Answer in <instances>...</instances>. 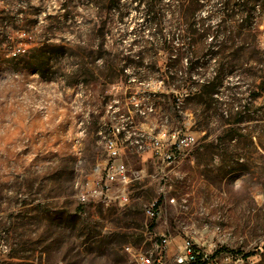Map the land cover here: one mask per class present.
<instances>
[{
  "label": "rangeland",
  "instance_id": "374dc122",
  "mask_svg": "<svg viewBox=\"0 0 264 264\" xmlns=\"http://www.w3.org/2000/svg\"><path fill=\"white\" fill-rule=\"evenodd\" d=\"M202 1L192 14L214 25ZM148 6L0 0V264H137L124 247L154 252L162 234L170 253L190 240L264 264V9L233 8L232 25L246 17L250 27L245 41L210 36L194 43L196 56L186 42H164L177 3ZM189 61L207 68L187 73ZM218 61L241 73L220 70L209 105L187 96L194 83L176 89L169 77L178 63L179 79L211 78ZM244 103L252 119L219 134ZM111 160L125 177L95 193Z\"/></svg>",
  "mask_w": 264,
  "mask_h": 264
},
{
  "label": "trees",
  "instance_id": "16d2710c",
  "mask_svg": "<svg viewBox=\"0 0 264 264\" xmlns=\"http://www.w3.org/2000/svg\"><path fill=\"white\" fill-rule=\"evenodd\" d=\"M107 1V0H106ZM158 0H142L143 4H147V8L151 9V7L148 6V4L155 6ZM175 3H177V7L182 10V14L178 17V21L175 24V32L171 34L170 38H167L164 42H168L170 39L174 40L177 39L180 42H186L188 45L192 46L188 47L186 50H188L191 54L199 53V51H196L194 43L195 42H202L201 40L207 39V37L212 36L211 39L215 38L216 36H221V39L226 42L229 40L230 37L235 38V40L239 43H242L246 39V33L248 32L249 28L243 21L246 20V17L242 18L239 22L236 21L237 25H232L233 21L236 20L234 17V14H238V12H246L247 14L249 12H256L257 10L262 14L264 9V0H205V1H211L210 3V9L211 13L210 15L206 16L207 19L214 18L218 16V19L214 25H210L207 20H197L193 12H196L199 10V8L202 5V0H173ZM117 2V0H116ZM256 4L258 6L256 7ZM112 5V4H110ZM233 8H236V11L233 12ZM147 11V10H146ZM151 12V10H150ZM145 14H148L147 22L150 27L155 24V27L158 26V23L156 22V17L151 13L149 14L148 11L145 12ZM237 16V15H236ZM249 18L253 19L254 15L251 13L249 15ZM157 28V27H156ZM159 34L160 32L157 31ZM245 36V37H244ZM245 38V39H244ZM199 44V43H198ZM214 54L217 56V58L223 59L226 56L223 55L224 46L220 44L212 45ZM166 49L168 51H172L171 46H167ZM242 47H238L237 50H241ZM258 53V50L256 51ZM182 53V52H181ZM214 55V56H215ZM258 62V61H257ZM240 63L235 64H222L218 61V66L216 69H214V75L211 78L208 77H202V79L195 81L194 79H191L190 76L188 77H176V69L178 68V63H172L169 65V77L172 79V81H179L180 85H177L176 89H181L182 86H185V83L189 80L192 83H194V89L191 90L187 96H190L194 99H197L198 101L202 102L205 105H209L210 101L214 100V94L218 92V88L221 86V79H220V70L223 72H231L233 74H240L238 67L240 66ZM201 70H205L207 68V65L205 62H201L198 64ZM197 66V63H191L189 61V64H186L187 67V73L194 72V69ZM242 66V65H241ZM172 68H174V72L172 71ZM258 70V69H256ZM219 71V73H217ZM203 73V72H202ZM204 74V73H203ZM258 76L255 73H252L251 77H247L246 82L251 83L254 81V78ZM249 80V81H248ZM231 88V87H228ZM233 101L239 102L240 98L232 97ZM242 108H240L238 111H235L233 114L234 116L231 117V115L227 116L220 125L219 134L225 133L228 131H231L235 129V125H238L240 123L249 121L252 119L250 117V114L248 112L249 108L245 107V103L241 105ZM205 132V135H209L211 133V129H208L205 127L204 124H202L200 127ZM245 255H249L248 252L245 253Z\"/></svg>",
  "mask_w": 264,
  "mask_h": 264
},
{
  "label": "built area",
  "instance_id": "2783aa9c",
  "mask_svg": "<svg viewBox=\"0 0 264 264\" xmlns=\"http://www.w3.org/2000/svg\"><path fill=\"white\" fill-rule=\"evenodd\" d=\"M187 143V142H186ZM107 147L114 158L117 155L114 142L111 139L107 141ZM125 177V168L123 163H116L111 160L101 167L97 180L92 185L95 193H103V190L109 191L115 181H123ZM122 178V179H121ZM147 212L152 214L151 208ZM170 238L162 234L159 241L155 244L154 252L143 253L136 251L130 245L124 247L126 252L133 256L137 264H247L251 262V255H245L243 251L218 250L202 248L190 240H184L177 246L176 251H169ZM3 251H6V245L0 244Z\"/></svg>",
  "mask_w": 264,
  "mask_h": 264
}]
</instances>
